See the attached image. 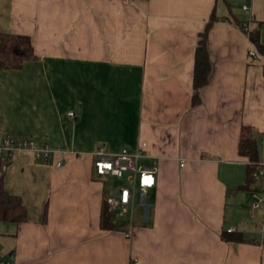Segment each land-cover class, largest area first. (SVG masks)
<instances>
[{
    "label": "crops",
    "instance_id": "1",
    "mask_svg": "<svg viewBox=\"0 0 264 264\" xmlns=\"http://www.w3.org/2000/svg\"><path fill=\"white\" fill-rule=\"evenodd\" d=\"M212 11L211 70L192 104L195 44ZM244 24L264 43V0H0V31L29 36L35 53L0 69V124L52 151L17 150L2 167L28 211L20 223L0 220L2 255L13 264H264V173L246 182L238 150L248 127L264 163V55ZM141 142L138 162L156 167L155 184L134 223L112 215L121 225L105 228L111 193L92 152Z\"/></svg>",
    "mask_w": 264,
    "mask_h": 264
},
{
    "label": "built area",
    "instance_id": "2",
    "mask_svg": "<svg viewBox=\"0 0 264 264\" xmlns=\"http://www.w3.org/2000/svg\"><path fill=\"white\" fill-rule=\"evenodd\" d=\"M246 8V5L242 6ZM242 30L247 33L248 25L241 26ZM250 56H254L256 51L251 48L248 50ZM68 114L73 115L72 111ZM264 141V135L262 137ZM144 142L138 145L135 151L129 150L127 147H122L117 151H108L104 146H99L92 152V164L95 173L102 176H112L125 181L124 185L119 186L111 192L107 199V208L111 213H116L120 218H125L131 223L132 212L138 204L145 206L146 189L155 184V166H145L138 162V159L143 155ZM17 150H30L33 154L41 155L43 159H47L52 151L48 147L36 148L33 145L32 139L26 135H12L3 130L0 124V157L2 167L5 162L11 158L12 154ZM62 160H56L55 165H61ZM182 163H180L181 165ZM264 173V163L258 166L252 175L257 177ZM138 192V198L135 199V191ZM249 206L256 208L259 206L261 197L256 192H251ZM227 230H232V227ZM0 264H13L12 255L4 257L0 251Z\"/></svg>",
    "mask_w": 264,
    "mask_h": 264
},
{
    "label": "trees",
    "instance_id": "3",
    "mask_svg": "<svg viewBox=\"0 0 264 264\" xmlns=\"http://www.w3.org/2000/svg\"><path fill=\"white\" fill-rule=\"evenodd\" d=\"M213 20H215V16L212 11L196 40L192 70V104H196L199 101L198 90L207 82L211 70L206 41L207 31ZM246 34L254 44L256 50L264 55V43L259 40L258 28H253ZM33 58H35V53L29 36L0 31V69L18 68L25 60ZM238 150L241 155L248 158L246 164V182H250L255 179L252 173L258 169L259 158L256 140L248 127L243 126L241 128ZM3 177L2 160L0 157V220L14 223L26 221L28 211L25 203L18 194L12 193L5 188ZM120 225V221L112 220V213L108 210L106 203L103 202L101 208V226L108 229H115Z\"/></svg>",
    "mask_w": 264,
    "mask_h": 264
},
{
    "label": "rangeland",
    "instance_id": "4",
    "mask_svg": "<svg viewBox=\"0 0 264 264\" xmlns=\"http://www.w3.org/2000/svg\"><path fill=\"white\" fill-rule=\"evenodd\" d=\"M123 181L121 179H118L116 177H112V176H106L105 177V192L106 194H110L113 190L117 189L119 186L123 185ZM135 199L138 198V192L137 190L135 191ZM147 200H149V190L147 191ZM139 206H135V208L133 209L132 212V218H133V223L137 220V215L139 214ZM114 217L116 215V213L114 212V214H112ZM5 243L0 241V248L1 250L4 249ZM3 247V248H2Z\"/></svg>",
    "mask_w": 264,
    "mask_h": 264
}]
</instances>
